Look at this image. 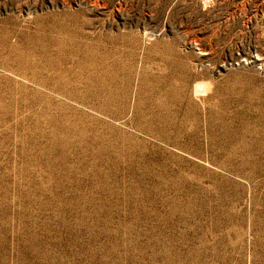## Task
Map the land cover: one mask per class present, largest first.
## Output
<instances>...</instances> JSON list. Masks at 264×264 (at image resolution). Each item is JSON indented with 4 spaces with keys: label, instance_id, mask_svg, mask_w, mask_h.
I'll list each match as a JSON object with an SVG mask.
<instances>
[{
    "label": "rangeland",
    "instance_id": "1",
    "mask_svg": "<svg viewBox=\"0 0 264 264\" xmlns=\"http://www.w3.org/2000/svg\"><path fill=\"white\" fill-rule=\"evenodd\" d=\"M0 264H264V0H0Z\"/></svg>",
    "mask_w": 264,
    "mask_h": 264
}]
</instances>
